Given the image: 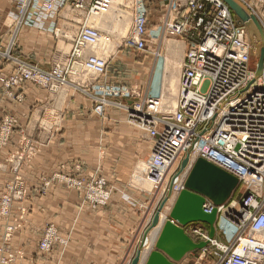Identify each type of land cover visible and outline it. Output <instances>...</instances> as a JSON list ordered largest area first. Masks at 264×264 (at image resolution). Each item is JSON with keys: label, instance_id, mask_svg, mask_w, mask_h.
Wrapping results in <instances>:
<instances>
[{"label": "built area", "instance_id": "2783aa9c", "mask_svg": "<svg viewBox=\"0 0 264 264\" xmlns=\"http://www.w3.org/2000/svg\"><path fill=\"white\" fill-rule=\"evenodd\" d=\"M8 1L12 3L9 11L13 15L12 35L0 52L2 57L13 63V72L0 79L8 95L20 99L21 96L12 94L11 88L27 81L52 92L63 87L75 88L79 83L85 85V76L94 79L105 73L109 55L102 60L91 55V46L98 39L105 38L91 26V18L103 14L115 0ZM147 1L119 0V5L132 15L129 35L122 37L120 42L134 50L141 51L147 46ZM163 1H167L166 13L161 18L163 29L186 36V51L180 64L173 108L163 112L159 100L147 94L139 100H130V97L139 95L135 90L101 85L96 87L97 92L92 96L82 89L83 93L98 99V111L108 102L127 110L130 118L152 140L145 169L149 189L145 190L155 206L146 205V210L139 207L142 219L144 214H149L145 221H139L135 233L138 230L141 234L145 232L150 223V212L163 199V209L170 203V212L177 195L184 189L194 161L202 158L234 176L241 190L236 198L223 204L214 205L208 199L203 204L206 213L216 208L215 230L223 241L210 238L202 227H194L193 231L217 247L220 253L215 264H264V57L262 74L255 78L246 29L222 0ZM240 1L254 15L256 3H264V0ZM64 7L81 17L77 22L68 20L76 23L77 29L63 59H56L51 68L45 70L13 53V39L22 26L51 31L56 27V15ZM112 94L126 98L124 102H111L103 97ZM13 125V116L3 117L0 144L8 142ZM185 156L188 160L180 168ZM18 161L16 159V168ZM73 169L79 172L80 165L74 164ZM49 179L42 178V188H48L51 181H56L82 192L83 203L90 207L93 204L104 205L108 197L106 201L98 198L109 196L110 192L102 188V180L92 183L91 174L66 176L55 173ZM28 189L18 174L5 183L0 193L1 218L10 217L13 205L17 204L19 215L15 220H24L29 211ZM169 212L165 220L169 219ZM19 223L5 229L3 243L0 244V264H17L26 259L22 250L7 245ZM139 238L137 235V246L142 249L144 237L140 238L141 241ZM67 244L68 239L59 234L54 224H46L37 249L43 255L57 245L63 252ZM153 248L152 245L151 250ZM125 260L130 264L132 259L128 256Z\"/></svg>", "mask_w": 264, "mask_h": 264}, {"label": "crops", "instance_id": "0c3cea01", "mask_svg": "<svg viewBox=\"0 0 264 264\" xmlns=\"http://www.w3.org/2000/svg\"><path fill=\"white\" fill-rule=\"evenodd\" d=\"M255 6L259 18L256 19L264 25V6ZM11 8V2L0 0V49L6 47L12 35ZM52 38L50 30L22 26L14 53L47 69L53 54ZM11 72L12 65L0 60V79ZM143 73L137 71V81ZM125 75L124 82L132 81V75ZM60 90L49 94L45 88L27 81L21 87L11 88L13 95H21L15 99L0 81V120L8 114L15 121L9 142L0 146V193L15 174L29 187V211L24 220H15L19 215L17 204L13 205L10 217H0V244L6 227L20 222L7 241L12 249L25 254L26 259L17 264H125L131 234L137 238L141 233L140 230L135 233L139 213L124 194L137 203L145 199L127 186V179L137 162L150 154L152 141L128 124L124 115L111 113L100 119L91 114L89 99L67 87ZM51 107L52 112L56 110L54 114L50 113ZM24 138L38 141L28 159L16 168L15 157L25 149ZM74 164L80 165L79 172L74 171ZM98 166L101 168L98 174L114 188L108 204L102 208L91 209L83 203L82 192L61 183H52L44 194L34 189L41 186L42 178L52 174L71 172L86 176ZM48 223L54 224L59 234L68 239L63 252L56 245L48 254L39 253L37 244Z\"/></svg>", "mask_w": 264, "mask_h": 264}, {"label": "rangeland", "instance_id": "374dc122", "mask_svg": "<svg viewBox=\"0 0 264 264\" xmlns=\"http://www.w3.org/2000/svg\"><path fill=\"white\" fill-rule=\"evenodd\" d=\"M256 4H260V5L264 6V3L259 2ZM146 5H147V14H148V28H147L148 37H147L146 48L144 50H141V51L134 50L131 47L124 46L120 42L121 38L124 37V35L126 34V32L128 31V29L130 27L131 18L129 17V18L125 19V24L127 25V27H126V30L124 31V33L122 35L118 31H111L110 33H108L111 36V43L108 46V50L106 52V56H108V55L109 56H108L107 68H106L105 73L103 75L97 76V78L94 77V79L92 77L85 76V78H86V84L85 85H83L82 83H79V85L76 84L75 88L68 87V89H70L72 92H75L76 94H79L80 96L90 100V102H91V114L95 115L96 117H98L100 119H104V117L107 114H111V113L122 114L125 116L126 122L128 124L140 129L141 131H142V129L139 127V125L136 123V121L133 120L132 118H130V115L127 112V110L120 108V107H117L114 104L108 102V103L102 105L101 111H98L97 107L99 105V101H98V99H95L92 96L96 94L97 91H95V89L97 86L104 85V86H113V87L125 88V89H128L129 91L135 90L136 92H138L139 95L130 97L131 98L130 100H133V101L141 99V96H143L145 94H147L149 96H153L154 98L159 100L160 105H161V110L163 112H167V111L171 110L173 108V106L175 105L176 95H177V91H178V79H179V75H180V64H181V61L183 59L184 53L186 51V43L184 41V39H186V36L172 34V33L167 32L166 29H163V24H162L163 22L161 21L162 20L161 18L166 13L165 11H166L167 1L148 0L146 2ZM113 7L114 8L118 7L119 9H121L118 4H115ZM255 11H256L255 16H256V15H258L257 9ZM232 14H233L234 18L239 21V19L235 16V14L233 12H232ZM80 17L81 16L78 13L73 12L66 7L62 8L58 12V14L56 15V19H55L56 20V23H55L56 27L50 31L52 33V36H53V38L50 40V44L52 46L53 54L50 57L51 58L50 64H49V67L47 69L51 68V66L53 65V63L55 62L56 59H58V58L63 59L64 54L69 51L70 45H71V40H72L73 36L75 35L77 26H76V23H74L72 21L70 22L68 20H73V21L77 22L80 20ZM257 19H259V18H257ZM261 22L263 23V20H261ZM259 24H261V23H259ZM262 25L263 24H261V27L263 29L264 25L263 26ZM263 33H264V29H263ZM13 40L15 41V44H14L13 49H12V51L14 53V47H15L16 42H17L16 41L17 37H14ZM3 49H0V52H3L2 51ZM15 55L18 56L17 54H15ZM0 60H3V62H5L7 64H11L12 65V72H13V63L11 61L2 57L1 54H0ZM251 63L253 65V69L255 70L257 59L252 58ZM47 69H45V70H47ZM138 70H140V71L142 70L144 73L142 74L140 79H138V81H137L136 79L138 76H136V73ZM125 73L128 74V77H130L132 75V77H131L132 81H127V82L123 81V78L126 76ZM19 87H21V86H19ZM63 89H66V87H64ZM82 89L87 90V92L89 94H91L92 96H89L88 94L83 93ZM48 93L50 94L51 92H48ZM15 96H21V95L17 94ZM103 97H105L106 100L111 101V102H117V101H123L124 102V99L126 98L122 95L115 96L113 94L111 96L103 95ZM92 98H94V100ZM15 99H18V98H15ZM52 109H53V107L50 108V113L52 112L51 111ZM54 111H56V110H54ZM54 111L52 112V114L55 113ZM6 115H8V114L3 115V117ZM3 117L0 120V126H1V122H2ZM13 130H14V125L12 128L11 134H12ZM142 132H143V135L147 139H149L145 135V132L144 131H142ZM11 134H10V136H11ZM9 139H10V137L7 140L8 142H9ZM34 139L35 138H33L31 140H30V138H28V139L24 138L23 146L25 149L22 151L23 153H20L19 155H17V157H15V160L16 159L19 160L18 161L19 166H20V164H22L23 162H25L28 159V157L31 155V152L36 147L35 141H38V139H35V140ZM150 141H152V140H150ZM8 142H6L5 144H0V146H5V145H7ZM146 159L147 158L139 160L137 162L136 166L130 172L129 177L127 179V186L129 188L136 190L135 188H133L129 185V181L132 180L131 178H132L133 173L136 170L139 171V169L143 166V163L145 162ZM180 168H181V165H180ZM100 169H101L100 166H98L96 170L91 171V182L97 183L99 180H102L104 182V184L102 185V188L104 190H108L110 192H109L108 199L104 205H101V204L91 205V209H93V210L106 206L110 200L111 192L114 189L108 185L107 180L104 177H102L100 174H98ZM16 172L17 171H15V173ZM58 173H60L61 175H66V176L72 175L71 172H58ZM52 177H53V174L49 177L50 179L49 178H46V179L51 180ZM52 183H58V182L51 181L49 186ZM145 186L146 185H144L142 188L143 192L136 190L139 193L144 195L145 199H144L143 203L142 202L137 203L135 200L130 199L129 196L124 194V196L131 203V205L136 207V210L139 213L140 221L141 220L145 221L148 214H149V213L144 214L143 219H142L141 209L146 210L147 209V207H145L146 205L155 206L154 200H152L151 199L152 197H150L151 195L149 194V192H147L144 189ZM48 188H42V186H40L39 188L37 187L34 189L37 193L44 194ZM68 188L72 189L70 187H68ZM236 188L238 190V193L233 194V192H232L231 196L225 202L229 201L230 199H234L239 195L240 190H241V186L239 184H237ZM28 191H29V189H28ZM28 199H29V193H28ZM160 203H159V205H160ZM139 207H141V209ZM157 210H158V207L154 211L150 212V214H151L150 218L151 219H150V223L148 224V228H149V226L152 222L153 216ZM159 214H160V211H159ZM158 216H160V215H158ZM158 220H159V218H158ZM48 224H52V223H48ZM139 224H140V222L138 223V225ZM197 226L202 227L203 230L206 231L207 233L209 232L208 225H206L204 223H199V222L187 225L185 227V232L187 231L186 233L189 235V237L194 242L206 241V240H203L198 234H196L193 231L194 227H197ZM215 226H216V224L214 222V227ZM148 228L145 230V232L143 231V233H147ZM153 228H151L150 230H152ZM150 230H149V232H150ZM132 235H133V233L131 234V239H130V242L128 245V250H130V253H127L128 256L130 257V260L131 259L133 260V258L137 254L139 255L138 256V259H139V257H140L139 252H141V250L143 252V248L141 249V248H138L139 245L137 246L138 239H135V241H133L134 238L136 237V235H134L135 237H133ZM141 236H142V234L140 235V238H141ZM214 239H216L218 242L223 241L222 236L220 234H218L216 232V230H215ZM219 253H220L219 250L217 249V247L214 244L206 243V245L204 247H202L200 249H196V250L191 251L188 254H186L184 256V258L181 259L176 264H215L217 261ZM127 254H126V257H127ZM127 261L128 260H126L125 264H127ZM137 262H138V260H137ZM130 264H131V262H130Z\"/></svg>", "mask_w": 264, "mask_h": 264}, {"label": "water", "instance_id": "95a60500", "mask_svg": "<svg viewBox=\"0 0 264 264\" xmlns=\"http://www.w3.org/2000/svg\"><path fill=\"white\" fill-rule=\"evenodd\" d=\"M244 25L249 44L250 55L257 59L254 77L262 74L264 57V33L255 16L240 0H222ZM188 156L181 162V168L186 164ZM238 184L237 179L213 165L212 163L198 158L185 181L184 189L177 195L169 212V219L165 220L154 249L149 253L145 264H176L187 253L200 249L206 245V241L194 242L185 232V227L192 223H204L208 225L210 238L215 235L214 222L216 208L210 213L203 210L206 199L214 205L224 203L232 194ZM153 216L148 229L154 227L158 221L159 211ZM138 254L131 264H136Z\"/></svg>", "mask_w": 264, "mask_h": 264}, {"label": "bare ground", "instance_id": "6f19581e", "mask_svg": "<svg viewBox=\"0 0 264 264\" xmlns=\"http://www.w3.org/2000/svg\"><path fill=\"white\" fill-rule=\"evenodd\" d=\"M115 4L119 5V0L113 1L112 4L110 5V7L107 8L106 11L102 12L103 14L91 18V26L96 28L99 31V33H101L103 36H105V38L102 37L100 40L98 39L94 46H91V55H97V58L99 60H102V59H104V57H107L106 52L108 50V46L111 43V38L106 39V36H110L108 33H110L111 31H118L122 35L124 33V31L126 30V27H127V25L125 24V19H127L129 17L131 18V16H132L127 10H124L120 5L119 6L121 9H119L118 7L114 8L113 6ZM249 11L251 12V10H249ZM255 18H256V16H255ZM131 21H132V18H131ZM129 32H130V27H129L128 31L126 32V34L124 35V37L129 35ZM63 88H58V89L52 90V92L55 93L58 90L63 89ZM58 92H59V94H62L63 91L60 90ZM132 115L134 116L135 114H132ZM149 155H148L147 159L145 160V162L143 163V166L139 169V171L136 170L137 172L135 171L133 173L132 178H131L132 180L129 181V185L131 187L135 188L136 190L140 191V192H143L142 188L144 185H146L144 189H146V190L149 189V187H147V179L145 178V169L147 167V161L149 159ZM172 168L173 167H171L170 169H172ZM107 197H108V194L106 196L104 195L98 199L101 201H104V200L106 201ZM169 208H170V203L167 205V207H164V209H163V205H162V208L160 209V214H159L160 216H158L159 220L157 221L158 223H156L157 225L154 228L152 227L153 228L152 230H150L151 228L148 229L147 233H142L143 234L142 236L144 237V239L142 241H144L145 244L142 246V248L144 247L143 252H142V250H141V252H139L140 253L139 259H138L139 255L137 256V260H138V262L136 261L137 264H143V262H145L147 260L149 253L154 249L153 248L151 250L152 245H153V247H155V242L158 238L161 227H162L163 223L165 222V217L168 215V212H169L168 209ZM149 230H150V232H149ZM142 236H141V238H142ZM212 238H214V237H212Z\"/></svg>", "mask_w": 264, "mask_h": 264}, {"label": "trees", "instance_id": "16d2710c", "mask_svg": "<svg viewBox=\"0 0 264 264\" xmlns=\"http://www.w3.org/2000/svg\"><path fill=\"white\" fill-rule=\"evenodd\" d=\"M234 193H238V190H237V188H236V189L233 191V194H234Z\"/></svg>", "mask_w": 264, "mask_h": 264}]
</instances>
